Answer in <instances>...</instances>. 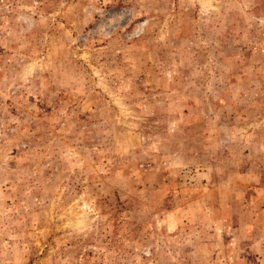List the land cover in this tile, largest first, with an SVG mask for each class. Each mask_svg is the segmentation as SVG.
I'll use <instances>...</instances> for the list:
<instances>
[{
  "label": "rangeland",
  "instance_id": "rangeland-1",
  "mask_svg": "<svg viewBox=\"0 0 264 264\" xmlns=\"http://www.w3.org/2000/svg\"><path fill=\"white\" fill-rule=\"evenodd\" d=\"M0 264H264V0H0Z\"/></svg>",
  "mask_w": 264,
  "mask_h": 264
}]
</instances>
